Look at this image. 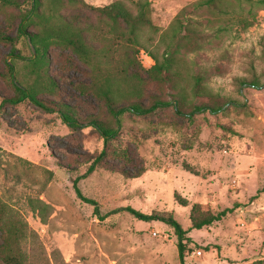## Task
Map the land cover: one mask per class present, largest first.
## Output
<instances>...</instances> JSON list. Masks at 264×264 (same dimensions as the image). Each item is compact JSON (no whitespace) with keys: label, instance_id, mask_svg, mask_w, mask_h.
<instances>
[{"label":"rangeland","instance_id":"1","mask_svg":"<svg viewBox=\"0 0 264 264\" xmlns=\"http://www.w3.org/2000/svg\"><path fill=\"white\" fill-rule=\"evenodd\" d=\"M113 1L85 0L88 7H66L62 14L95 23L96 8ZM188 1L150 0L154 23L165 28ZM27 3L0 11V34L12 38L0 43V197L25 223L20 247L27 264H179L174 229L141 221L129 209L171 215L187 231L184 264H264V9L253 27L232 35L220 50L195 57L199 67L212 69L204 86L228 102L221 111L191 120L172 105L155 115L126 113L105 147L87 121L111 122V116L101 101L73 87L88 81L85 66L76 61L80 70L67 68L57 48L50 50V72L60 78L61 98L43 96L46 108L2 103L14 93L6 63L15 68L17 83H30L32 51L18 33ZM139 59L145 69L153 65L145 53ZM145 91L174 104L169 87L148 82ZM59 100L78 109V128H68L51 110ZM74 181L97 206L77 197ZM30 200L48 205L44 222ZM193 205L228 212L195 230Z\"/></svg>","mask_w":264,"mask_h":264},{"label":"trees","instance_id":"2","mask_svg":"<svg viewBox=\"0 0 264 264\" xmlns=\"http://www.w3.org/2000/svg\"><path fill=\"white\" fill-rule=\"evenodd\" d=\"M26 0H0V11L21 9ZM29 10L22 18L19 36L29 38L36 57L26 62L30 83L21 85L15 80V68L9 67L8 77L14 93L3 96L2 103L18 105L30 102L46 108V99H60V78L50 72V50L57 48L67 68L80 70L76 61L85 66L82 73L88 81H75L73 87L82 95H91L107 108L112 121L89 119L87 124L103 138L104 146L119 133L121 120L126 113L135 116L155 115L172 105L178 116L191 120L196 114L217 113L228 102L204 86L212 69L199 67L195 57L212 50H220L232 35L245 32L257 21V12L264 9V0H189L165 28L157 26L152 18L150 0H115L96 8L99 19L95 23L66 18V7H88L85 0H28ZM32 27L31 32L25 29ZM12 42L8 35L0 34V43ZM224 51V50H223ZM221 56H225V51ZM145 53L153 61L145 69L139 55ZM193 57V58H192ZM60 66V65H59ZM153 82L169 87L174 92V104L155 95H147L146 85ZM246 81H243L245 84ZM258 86V81H251ZM204 99L205 102L197 103ZM55 109L59 118L70 129L81 125V117L74 105L59 100ZM106 154L101 152L99 163ZM116 155L123 156L122 152ZM94 163L88 173L93 172ZM74 181L77 197L93 206L96 203L83 197ZM42 222L46 220L48 205L41 200L29 201ZM144 222L159 221L170 225L177 237L179 264H184V244L187 231L168 214H143L129 209ZM227 210L217 213L203 212L193 205L190 212L191 229L200 230L226 216ZM0 259L4 264H27L20 243L26 238V227L14 209L0 197Z\"/></svg>","mask_w":264,"mask_h":264},{"label":"water","instance_id":"3","mask_svg":"<svg viewBox=\"0 0 264 264\" xmlns=\"http://www.w3.org/2000/svg\"><path fill=\"white\" fill-rule=\"evenodd\" d=\"M27 43H28V45H29V47H30V49H31V51H32L33 57L35 58V57H36V51H35V48H34V46L32 45V43H31V41H30L29 38H27Z\"/></svg>","mask_w":264,"mask_h":264},{"label":"built area","instance_id":"4","mask_svg":"<svg viewBox=\"0 0 264 264\" xmlns=\"http://www.w3.org/2000/svg\"><path fill=\"white\" fill-rule=\"evenodd\" d=\"M200 253H201V252L199 251L197 254L200 255Z\"/></svg>","mask_w":264,"mask_h":264}]
</instances>
